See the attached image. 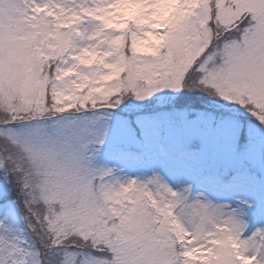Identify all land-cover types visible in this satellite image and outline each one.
<instances>
[{"label":"snow or ice","instance_id":"6c2138e0","mask_svg":"<svg viewBox=\"0 0 264 264\" xmlns=\"http://www.w3.org/2000/svg\"><path fill=\"white\" fill-rule=\"evenodd\" d=\"M0 264H264V0H0Z\"/></svg>","mask_w":264,"mask_h":264}]
</instances>
